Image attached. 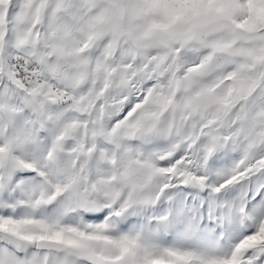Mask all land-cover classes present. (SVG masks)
I'll use <instances>...</instances> for the list:
<instances>
[{"label": "snow or ice", "instance_id": "6c2138e0", "mask_svg": "<svg viewBox=\"0 0 264 264\" xmlns=\"http://www.w3.org/2000/svg\"><path fill=\"white\" fill-rule=\"evenodd\" d=\"M0 264H264V0H0Z\"/></svg>", "mask_w": 264, "mask_h": 264}]
</instances>
